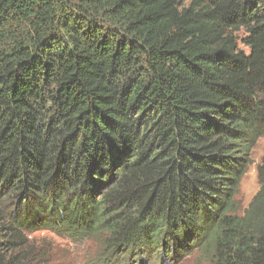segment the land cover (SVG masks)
I'll return each instance as SVG.
<instances>
[{"label":"trees","instance_id":"16d2710c","mask_svg":"<svg viewBox=\"0 0 264 264\" xmlns=\"http://www.w3.org/2000/svg\"><path fill=\"white\" fill-rule=\"evenodd\" d=\"M260 139L264 0H0V264L45 230L264 264V155L237 199Z\"/></svg>","mask_w":264,"mask_h":264},{"label":"rangeland","instance_id":"374dc122","mask_svg":"<svg viewBox=\"0 0 264 264\" xmlns=\"http://www.w3.org/2000/svg\"><path fill=\"white\" fill-rule=\"evenodd\" d=\"M190 0H180L187 5ZM241 35V32L239 33ZM264 155V139H260L251 153V161L243 175L237 199L242 208H245L253 195L257 192L259 184L257 180L256 165ZM27 243L22 248L25 255V264H107L114 260L104 257L105 248L97 240H72L67 236H59L50 231H37L27 236ZM122 260V264H131ZM107 259V261L104 260ZM101 260V261H99ZM140 264H146L141 261ZM162 264H207L198 254H192L185 259L166 260Z\"/></svg>","mask_w":264,"mask_h":264}]
</instances>
